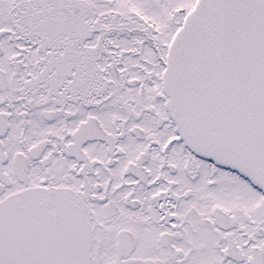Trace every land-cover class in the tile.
<instances>
[{
  "label": "snow or ice",
  "instance_id": "obj_1",
  "mask_svg": "<svg viewBox=\"0 0 264 264\" xmlns=\"http://www.w3.org/2000/svg\"><path fill=\"white\" fill-rule=\"evenodd\" d=\"M0 264H264V0H0Z\"/></svg>",
  "mask_w": 264,
  "mask_h": 264
}]
</instances>
